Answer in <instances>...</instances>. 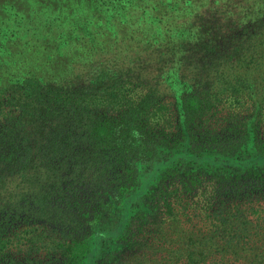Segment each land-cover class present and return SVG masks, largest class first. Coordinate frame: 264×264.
<instances>
[{"label":"trees","instance_id":"1","mask_svg":"<svg viewBox=\"0 0 264 264\" xmlns=\"http://www.w3.org/2000/svg\"><path fill=\"white\" fill-rule=\"evenodd\" d=\"M264 264V0H0V264Z\"/></svg>","mask_w":264,"mask_h":264},{"label":"rangeland","instance_id":"2","mask_svg":"<svg viewBox=\"0 0 264 264\" xmlns=\"http://www.w3.org/2000/svg\"><path fill=\"white\" fill-rule=\"evenodd\" d=\"M39 264H41V262H40ZM44 264H45V263H44Z\"/></svg>","mask_w":264,"mask_h":264}]
</instances>
